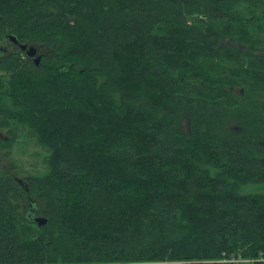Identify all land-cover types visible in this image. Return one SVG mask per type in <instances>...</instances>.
Segmentation results:
<instances>
[{
    "label": "trees",
    "instance_id": "trees-1",
    "mask_svg": "<svg viewBox=\"0 0 264 264\" xmlns=\"http://www.w3.org/2000/svg\"><path fill=\"white\" fill-rule=\"evenodd\" d=\"M0 150V264H264V0H0Z\"/></svg>",
    "mask_w": 264,
    "mask_h": 264
},
{
    "label": "water",
    "instance_id": "water-1",
    "mask_svg": "<svg viewBox=\"0 0 264 264\" xmlns=\"http://www.w3.org/2000/svg\"><path fill=\"white\" fill-rule=\"evenodd\" d=\"M10 39L13 42L17 43L22 50H25L29 56H32L37 64L39 63L42 55L41 53L38 54V50L36 46L28 45L27 43H19L18 39L14 35H11ZM243 47H246V46H243ZM33 218L39 225H43L47 222V218L44 216H34Z\"/></svg>",
    "mask_w": 264,
    "mask_h": 264
},
{
    "label": "rangeland",
    "instance_id": "rangeland-1",
    "mask_svg": "<svg viewBox=\"0 0 264 264\" xmlns=\"http://www.w3.org/2000/svg\"><path fill=\"white\" fill-rule=\"evenodd\" d=\"M2 132H3V135H5L6 129H4ZM2 157H3V151L0 150V165H2L3 162L6 161V160H1V159H3ZM259 189H260V185H257L254 183H251V184H248V185L241 187V191H243V192H253V191H256Z\"/></svg>",
    "mask_w": 264,
    "mask_h": 264
},
{
    "label": "built area",
    "instance_id": "built-area-1",
    "mask_svg": "<svg viewBox=\"0 0 264 264\" xmlns=\"http://www.w3.org/2000/svg\"><path fill=\"white\" fill-rule=\"evenodd\" d=\"M235 261H239V260L235 259Z\"/></svg>",
    "mask_w": 264,
    "mask_h": 264
}]
</instances>
